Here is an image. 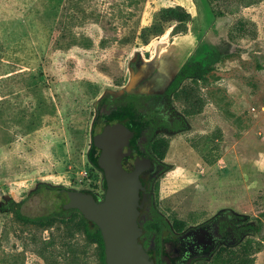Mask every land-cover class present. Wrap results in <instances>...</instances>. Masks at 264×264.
<instances>
[{"label":"rangeland","instance_id":"1","mask_svg":"<svg viewBox=\"0 0 264 264\" xmlns=\"http://www.w3.org/2000/svg\"><path fill=\"white\" fill-rule=\"evenodd\" d=\"M135 56L183 75L187 125L155 138L150 206L181 230L232 211L251 233L198 264H264V0H0V264H104L80 215L33 222L12 200L38 214L103 190L88 151L99 115L135 116L105 105Z\"/></svg>","mask_w":264,"mask_h":264},{"label":"flooded vegetation","instance_id":"2","mask_svg":"<svg viewBox=\"0 0 264 264\" xmlns=\"http://www.w3.org/2000/svg\"><path fill=\"white\" fill-rule=\"evenodd\" d=\"M141 62L139 56L133 58L129 85L109 97L117 101L136 96L142 103L139 111L144 121H139V116L122 120L134 131L126 147V150L130 147L131 152L124 157L123 163L128 170L138 174L142 182L139 204L142 198L143 208L140 209L139 223L141 218L149 215L153 179L163 167L162 160L157 156L160 152L153 149L155 146L152 147L156 145L155 138L163 131H177L187 125L184 114L177 110L173 101L178 77L169 82L156 78ZM127 106L137 112L138 107ZM118 120H110L103 115L97 117V123L102 127L109 121ZM145 183L148 187H145ZM164 222V227L160 229L140 230L139 240L154 258L155 264H198V261L212 258L222 245L233 246L236 236L241 238L237 234L236 215L230 210L223 211L210 222L183 230L176 228L168 219H164ZM167 246L177 252L178 257L174 261L167 260Z\"/></svg>","mask_w":264,"mask_h":264},{"label":"water","instance_id":"3","mask_svg":"<svg viewBox=\"0 0 264 264\" xmlns=\"http://www.w3.org/2000/svg\"><path fill=\"white\" fill-rule=\"evenodd\" d=\"M134 135L122 120L105 123L95 134L94 143L101 149L98 157L107 188L98 199L85 190H68L70 203L101 229L107 264H155L154 258L139 240L140 176L128 170L123 163L130 154V139Z\"/></svg>","mask_w":264,"mask_h":264},{"label":"trees","instance_id":"4","mask_svg":"<svg viewBox=\"0 0 264 264\" xmlns=\"http://www.w3.org/2000/svg\"><path fill=\"white\" fill-rule=\"evenodd\" d=\"M182 77H183V75L178 77L176 85H179L180 81L182 80ZM105 105H106V108L110 111L114 108L113 105H118L119 107H123V106H127V105H130V106L132 105L133 107L136 106V107H138V109H136L137 112L133 110L135 112V116H139V121H144L142 113L139 111V108H140V106H142V103L139 100V98L136 96L127 97L126 99H120V100H117L115 102L110 100V98H107ZM106 117L109 118L110 120H117V119L125 120V117H123V116L113 117V116L107 115ZM127 117H128V120H130L131 117L130 116H127ZM138 135L139 134H137V137H138ZM154 146L155 145H152V147H154ZM100 152H101V149L94 143V141H92L90 150L88 151V158L94 166L98 167L103 172V169L100 167L99 161H98V157L100 155ZM103 174H104V172H103ZM42 186L43 187L41 189L39 188L38 191H46V193L51 194L47 190H52V191L54 190L53 188H49L47 185L42 184ZM102 187L105 190L107 188V181H106L105 175L102 176ZM145 187H148V185H146V183H145ZM83 190L88 191V192H92L98 199H101L104 196L103 195L100 198V196H98L96 193H94L90 189H83ZM143 190H144V188L142 189V191ZM67 198H68V195L64 194L63 196H61L60 198L57 199V201H56L57 203H56L55 208L51 209L50 211L38 213V214H28V213L23 212L22 206H21L22 202L17 203V202L12 200V207L17 208L18 215L21 218H24L25 220H29V221H33V222H38V223H40V222L45 223V222L50 221L53 218H66V217H70L74 214L80 215L82 217V219L84 220L85 230H86V234L88 235V237L93 238V239L98 238L102 242L103 248L105 250V243H104L103 235H102L101 229L98 226V224L92 220L87 219L78 208H76L75 206H73L70 203V200H68ZM142 203L143 202H142V198H141L140 204H139V207L141 210L143 208L141 206ZM164 219L165 218L162 216V214H160L152 206L150 208L148 217H146V218L143 217L140 219V230H142V229H145V230L146 229H155V228L160 229L161 227H164V224H165ZM236 223H237V234L240 237L241 236L243 237L244 235L251 233L248 231L249 228H247L243 224V222L241 221L239 216L236 217ZM228 247H231V246L222 245L216 251V254L218 253V251L220 249H225ZM103 260H104V264H107L105 251L103 253ZM208 260L209 259H204L203 261L207 262Z\"/></svg>","mask_w":264,"mask_h":264},{"label":"built area","instance_id":"5","mask_svg":"<svg viewBox=\"0 0 264 264\" xmlns=\"http://www.w3.org/2000/svg\"><path fill=\"white\" fill-rule=\"evenodd\" d=\"M84 175H88L89 176L90 175L89 171L85 170ZM94 191H96L99 195H103L104 192H105V189L103 188V190H94Z\"/></svg>","mask_w":264,"mask_h":264}]
</instances>
